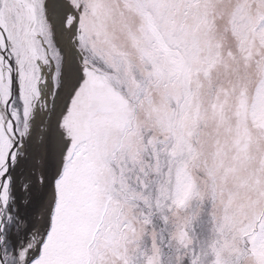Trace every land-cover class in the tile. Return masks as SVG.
<instances>
[{
    "label": "snow or ice",
    "instance_id": "snow-or-ice-1",
    "mask_svg": "<svg viewBox=\"0 0 264 264\" xmlns=\"http://www.w3.org/2000/svg\"><path fill=\"white\" fill-rule=\"evenodd\" d=\"M0 264H264V0H0Z\"/></svg>",
    "mask_w": 264,
    "mask_h": 264
}]
</instances>
